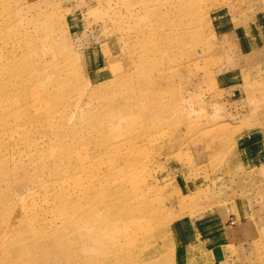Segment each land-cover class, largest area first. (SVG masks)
<instances>
[{
    "label": "rangeland",
    "instance_id": "obj_1",
    "mask_svg": "<svg viewBox=\"0 0 264 264\" xmlns=\"http://www.w3.org/2000/svg\"><path fill=\"white\" fill-rule=\"evenodd\" d=\"M258 46L264 0H0V264H264Z\"/></svg>",
    "mask_w": 264,
    "mask_h": 264
},
{
    "label": "bare ground",
    "instance_id": "obj_2",
    "mask_svg": "<svg viewBox=\"0 0 264 264\" xmlns=\"http://www.w3.org/2000/svg\"><path fill=\"white\" fill-rule=\"evenodd\" d=\"M121 188V187H120ZM119 191V190H118ZM118 191H117V194H118ZM121 193H123V192H121ZM126 194V193H125ZM111 196V194L109 195V197ZM127 197L128 198H130V200H131V196L130 195H127ZM107 198H108V196H107ZM114 198V197H113ZM111 199V201H113V203H110V205H108V203L106 204L105 203V205H103V206H100V205H98L97 207H96V209L94 210V213H96V212H99V213H101L102 212V208L103 207H105V208H108L107 209V214H108V216L105 214V216H103V221H98V220H96V222H103V223H105V224H110V225H116V224H118L119 222H120V220H122V216H120V213H117V212H115V207L116 208H118V207H120L122 204L124 205V206H128V204H127V202H125L124 200H121V196L119 197L118 195H117V197H116V199L118 200V204H116L117 203V201L115 200V202H114V199ZM120 200H121V202H120ZM111 208L113 209V212H111L110 210H111ZM119 212H121V211H123L122 209H120V210H118ZM124 212H126V213H128V212H131V210L128 208V209H126V210H124ZM110 213H112V215L110 214ZM113 216V217H112ZM104 219H106V220H104ZM134 221H135V219H133ZM134 225H135V228L138 230V231H140V230H142V231H144L146 228L143 226V225H140V224H138V222L137 221H135L134 222ZM98 232H100V230L98 231ZM106 240V239H105ZM105 240H103L102 242H104ZM100 263L101 264H114V262H108V260H101L100 261Z\"/></svg>",
    "mask_w": 264,
    "mask_h": 264
},
{
    "label": "crops",
    "instance_id": "obj_3",
    "mask_svg": "<svg viewBox=\"0 0 264 264\" xmlns=\"http://www.w3.org/2000/svg\"><path fill=\"white\" fill-rule=\"evenodd\" d=\"M257 49H258V51L256 52L257 57H259V59H261V58L263 59V61H261V68H262L263 77H264V53H262L261 50H260V49H261V46H258ZM261 56H262V57H261ZM251 138H252V137H249V138H248L249 144H251V145H253V144H254V145L261 144V148H260V150H258V151L256 150V151H255V154H256V155H260V156L262 157V156L264 155V142H263V140H262V139H261V140L258 139V140L255 142V141H253ZM261 165H262V164H261ZM246 169H248V168H246ZM221 221L223 222L224 219H221ZM214 223H216V222L214 221ZM218 230H219V229H216V231H215V230H214V231L211 230V231H210L211 233H209V235L212 236L213 233H215V235H216L217 232H219ZM201 232H202V231H201Z\"/></svg>",
    "mask_w": 264,
    "mask_h": 264
}]
</instances>
